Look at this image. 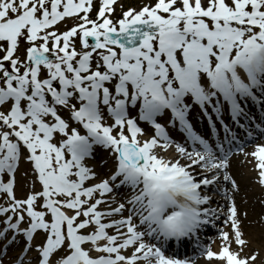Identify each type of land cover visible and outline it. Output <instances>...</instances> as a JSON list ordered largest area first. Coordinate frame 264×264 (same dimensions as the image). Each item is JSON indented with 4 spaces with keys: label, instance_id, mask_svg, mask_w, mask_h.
<instances>
[{
    "label": "snow or ice",
    "instance_id": "snow-or-ice-1",
    "mask_svg": "<svg viewBox=\"0 0 264 264\" xmlns=\"http://www.w3.org/2000/svg\"><path fill=\"white\" fill-rule=\"evenodd\" d=\"M117 4L101 0L91 19L94 0H0V264L21 241L14 264H194L164 243L210 223L202 189L222 179L238 191L231 150L189 113L199 107L213 128L215 115L228 141L223 106L243 127L242 102H264V0H155L113 19ZM67 18L78 22L61 32ZM169 113L184 143L160 122ZM140 121L155 134L141 139ZM97 147L114 161L104 176L88 164ZM172 147L175 159L157 154ZM251 155L264 185V145ZM22 161L41 188L18 199ZM229 220L232 237L206 258L255 264L235 201Z\"/></svg>",
    "mask_w": 264,
    "mask_h": 264
},
{
    "label": "bare ground",
    "instance_id": "bare-ground-1",
    "mask_svg": "<svg viewBox=\"0 0 264 264\" xmlns=\"http://www.w3.org/2000/svg\"><path fill=\"white\" fill-rule=\"evenodd\" d=\"M146 133L150 134V129L146 130ZM141 139H145L144 137H141ZM184 143V142H183ZM249 142H238L237 146H245ZM257 145H264V138H260L259 142H256L251 147H247L242 154L253 153L256 150ZM185 146H190L189 144H185ZM191 147V146H190ZM96 151L98 152V156L101 154V152L109 154L106 150L97 147ZM106 154V155H107ZM110 159L111 156L107 155ZM160 156L165 157L166 159H175L178 157V153L175 151V149L170 148L168 151H164ZM249 156V154H248ZM184 159L181 158V163L183 164ZM109 163H114L110 161ZM257 165V161L255 163V166ZM251 166L249 163L245 165V162L243 163L242 160L240 162L236 161L234 164V174H232L233 179L236 181L237 185L239 186L238 191H233V186L230 183H226L221 179L220 185L217 184L218 189H220V196L218 197V200L220 201L219 204L221 206L219 211V220L221 219L222 223H225V221H229L228 224L230 225V229L234 230L230 220H229V208L232 201H235L236 207L238 209L239 213V220H240V227L241 231L244 233V238L246 241H248L247 246L250 245L249 237L252 236L254 230L252 231V228L256 225H259L261 222V218L264 215V190H257L255 189V184L258 183L260 187H262L259 184V170L256 166ZM244 167V168H243ZM246 168L248 169L246 172ZM96 170V169H95ZM97 171V170H96ZM198 172H202V169H197ZM232 171L231 169H227V172L230 173ZM222 183V185H221ZM223 188H226L228 191V195L225 196L223 194L224 190ZM264 189V187H262ZM103 207V206H102ZM247 212L248 216L246 219H242L240 217L241 213ZM212 232V231H211ZM230 232V230H229ZM209 240L207 237H202L199 242L193 243V247L199 252H197L198 256L201 255L207 246L204 244L208 242ZM203 242V243H202ZM256 244V240H253V245ZM197 264H213L212 261H209L206 256H203L200 258L197 262Z\"/></svg>",
    "mask_w": 264,
    "mask_h": 264
},
{
    "label": "rangeland",
    "instance_id": "rangeland-1",
    "mask_svg": "<svg viewBox=\"0 0 264 264\" xmlns=\"http://www.w3.org/2000/svg\"><path fill=\"white\" fill-rule=\"evenodd\" d=\"M100 2L101 0H94V7L92 12L89 14L91 19H95L96 18V11L98 9V7L100 6ZM155 0H118V4L116 6V11L113 14V19L118 18L122 12L124 10H126L129 7H134V8H141L142 6L146 5V4H152L154 3ZM120 5H123V7H121ZM83 15V13L81 14ZM78 22L77 18H67L63 23H61L60 25H58L59 30L65 31L68 30L69 28H71L74 24H76ZM27 47V45H23L20 49V54L23 55L24 53V49ZM0 55H2V53H0ZM153 133V128H151V133L150 136H152ZM158 152L162 153L161 150L158 149ZM107 153H104V156ZM249 154V156H248ZM109 155V154H107ZM237 155V154H235ZM234 155V156H235ZM95 157L98 158V154L95 153ZM104 160L106 161L105 164H103L102 161L97 160V161H92V165L95 166V169L97 170L98 173H100V175L105 174L108 170H110V168L113 166L114 163H108L109 161V157H105ZM113 161V158L111 157V159ZM240 160L243 161V163L245 162L246 164H250L251 166H255V158H252V156H250V153L246 152L245 154H241L240 156H235L232 161L229 163V165L232 166V171L231 174H234V164L236 163V161L240 162ZM230 161V160H229ZM20 169L18 171V173H16L17 176V186L15 188V194L16 197L18 199H24L26 198L32 191H37L39 188L38 185V181L35 182V184L33 183L35 180V177L33 175L32 172V165L27 162V161H22L20 164ZM244 168V167H243ZM247 168H246V172H247ZM5 179H7V175L5 176ZM260 184V183H259ZM261 185V184H260ZM262 187H264V185H261ZM262 187H260L257 184H255V189L257 190H264ZM246 214V215H245ZM248 216L247 212L241 213L240 217L242 219H246ZM223 229L226 230V232L228 233V231L230 230L229 236L232 237L234 230L230 229L229 226H223ZM221 229L218 230V233H216L215 235V240L213 242H210L208 245L209 247L207 249L212 250L213 252H220L222 247H223V239H222V233L219 232ZM254 230L252 236L249 237V242L250 245L249 246H245L244 251L241 253L242 255H251V254H255L258 253V257L257 260L255 262V264H264V215L261 218V222L259 225H256L252 228V231ZM245 239V238H244ZM256 240V244L253 245V240ZM246 240V239H245ZM231 249L233 251H240L239 246L233 241ZM213 264H225L224 261H219V260H214Z\"/></svg>",
    "mask_w": 264,
    "mask_h": 264
}]
</instances>
